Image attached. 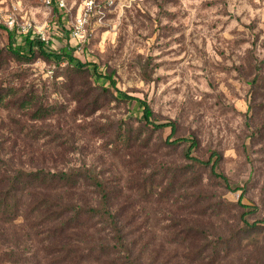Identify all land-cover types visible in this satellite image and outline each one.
Segmentation results:
<instances>
[{"label":"rangeland","instance_id":"obj_1","mask_svg":"<svg viewBox=\"0 0 264 264\" xmlns=\"http://www.w3.org/2000/svg\"><path fill=\"white\" fill-rule=\"evenodd\" d=\"M0 10L29 29L9 37L0 23V89L17 99L0 106L7 166L84 175L52 192L77 205L97 204L87 174L99 178L136 264H264V0H93L76 35L84 0H0ZM38 31L53 57L11 55L28 40L37 51ZM24 96L48 114L34 119ZM142 102L167 125L147 124ZM121 130L141 136L120 142ZM192 140L190 156L226 182L185 157ZM26 224L0 227V249L21 254L4 264H53ZM106 231L57 241L110 243ZM108 258L82 264H117Z\"/></svg>","mask_w":264,"mask_h":264},{"label":"trees","instance_id":"obj_2","mask_svg":"<svg viewBox=\"0 0 264 264\" xmlns=\"http://www.w3.org/2000/svg\"><path fill=\"white\" fill-rule=\"evenodd\" d=\"M8 33L9 37H11L13 32L8 30ZM27 44L28 50L26 53L10 47L9 51L11 55L19 60L26 61L30 60L36 53L46 59L53 57L52 53L46 52L43 41L38 40L37 51L33 50V40H28ZM13 93L11 92V88H1L0 106L14 105V99L15 102L17 99ZM24 97L20 98L22 100H20L19 106L28 109V113L34 119L48 114V109L35 106L30 97ZM141 108L144 114L143 120L147 124H152L154 128H161L167 125L163 123L156 124L149 120L150 116H152V111L145 102H142ZM118 135L121 138V140L119 138L120 142L127 143L139 139L137 137L141 136L139 134L135 137L136 139L131 140L130 134L125 130L119 131ZM183 140L184 138H176L173 140V143H179ZM193 146H196L195 140L190 142V146L185 151V157L194 161L193 163L200 168L206 167L212 177L226 182V176L216 172L215 166L210 163V160L204 161L190 156L189 149ZM195 165L191 164L192 167ZM83 176L79 173L50 171L44 168L25 169L24 167H9L0 159V227L14 225L16 220L22 217L34 235H41L40 240L47 242L43 249L47 250L53 264H55V260L58 263L72 261L74 264H82L83 261L92 255L98 258L102 254L107 256V259L112 254V262H117V264H136L131 259L132 243L130 242V245L126 241V237L118 225L116 213H113L111 210L112 203H110V200L112 192L106 188L99 178L87 174V177L91 179V183L95 185L96 190L100 194L95 206L62 203L53 197L52 192H54L56 187L72 186L82 179ZM172 185L173 181L170 180L167 186L171 187ZM152 193L153 191L148 190L146 197H152ZM159 196H157L158 199H160ZM244 222L247 224L246 220ZM84 228H93L99 232L107 230L111 235L112 242L109 243V241L105 240L104 243L97 245L93 242L92 244L82 245L78 241L74 243H71L73 241L62 243L61 241H57L58 238L68 232L83 230ZM19 255L21 254L14 249V246L0 249V264L7 262L19 263Z\"/></svg>","mask_w":264,"mask_h":264},{"label":"built area","instance_id":"obj_3","mask_svg":"<svg viewBox=\"0 0 264 264\" xmlns=\"http://www.w3.org/2000/svg\"><path fill=\"white\" fill-rule=\"evenodd\" d=\"M47 4H52L54 2V5L61 9L63 7L66 6V0H44ZM93 7V0H84V12L82 15H80L78 18H76V23L74 26V30H73V34H78V32L80 31V28L85 20V16L87 14V12L89 10H91V8ZM0 23H2L4 26H6V28L8 30H22L24 32H29V29L27 28V24H20L18 22H16V19L14 17V15L6 13L4 14L1 10H0ZM37 33H39L37 36L39 39L44 40V34L40 31H38Z\"/></svg>","mask_w":264,"mask_h":264}]
</instances>
